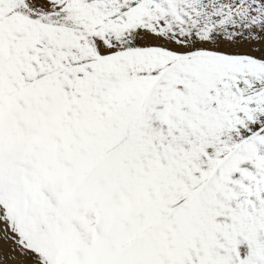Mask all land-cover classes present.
<instances>
[{
	"label": "snow or ice",
	"instance_id": "obj_1",
	"mask_svg": "<svg viewBox=\"0 0 264 264\" xmlns=\"http://www.w3.org/2000/svg\"><path fill=\"white\" fill-rule=\"evenodd\" d=\"M0 264H264V0H0Z\"/></svg>",
	"mask_w": 264,
	"mask_h": 264
}]
</instances>
